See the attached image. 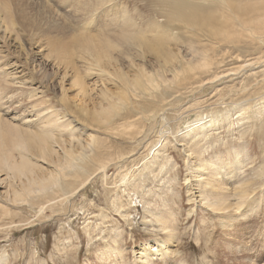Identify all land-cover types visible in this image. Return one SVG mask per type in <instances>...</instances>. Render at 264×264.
<instances>
[{
	"label": "rangeland",
	"instance_id": "obj_1",
	"mask_svg": "<svg viewBox=\"0 0 264 264\" xmlns=\"http://www.w3.org/2000/svg\"><path fill=\"white\" fill-rule=\"evenodd\" d=\"M8 1L9 12L0 11V29L5 30L4 37H7L8 44L17 47L21 39L27 42L30 40V43L40 40L42 44H44L43 40L58 39L62 45V53H52L51 58H62L65 55L66 60L84 50L92 53L96 48L101 53L98 43L105 42L102 35L105 33L111 36L117 35L113 34L114 31L117 32V29L113 30L115 26L113 22L110 27L111 21L115 20V12H127L126 15L134 24H138L147 40L144 46L140 45L138 39L131 45L133 49L146 55L144 63L147 64L145 68L148 70L152 66L150 63L155 62V59L163 60L161 53L164 43L156 41L157 39L152 40L155 39L153 37L155 33L157 36L160 34L161 38L168 29L174 31L176 28L180 29L178 23L182 20L184 12L197 9L208 12L222 10L220 0ZM34 1H46L48 7L54 10V25L45 23L48 15L50 17L48 16L47 19L53 18V14H49L52 13L51 11L45 13L46 17L39 15L40 25H34V17H36ZM105 2L108 4L103 5ZM61 3L67 5V8ZM101 5L103 7H99L100 9L92 15V25L94 28L96 23L106 19L105 27L96 32L87 30L83 26L84 23L93 10ZM119 14L115 24L121 27V14ZM157 26H160L161 30ZM196 30L189 31L196 32ZM178 33L180 30L177 35ZM234 36L238 37V35ZM189 38L194 39L191 36ZM14 39L16 43L12 42ZM242 39L232 44L217 45L213 54L216 62L212 57L213 63L211 62L209 71L206 69V77L203 76V79L194 86H184L183 90L168 95L171 102L154 110L152 115L156 114L155 117L145 116L144 113L139 115L140 118L135 117L138 119L133 121L134 130L131 131L132 133L129 132L133 134L134 139L121 132H116L117 135L102 132L96 129L99 128L98 125L93 129L89 99L86 97L83 99L88 104L85 109L73 108L78 98L76 89L69 85L70 78L58 84L56 82L49 84L47 78L53 77L51 71H46V76L38 71L31 73L28 76V80L33 83L30 90H40L38 87H41V97L46 101V105L63 104L67 108L69 118L64 123V127L68 131L73 128L79 131L80 137L93 133L97 147L102 148L104 156L107 155L105 159L112 160L106 164L108 166L103 172L95 174L83 187L76 190L78 192L72 197L64 199L63 203L59 199L52 200L48 206L45 203L43 215L39 216L37 208L31 210L21 206L13 210L17 217H0V264H112L113 259L117 263L121 261L119 264H133V258L144 245L169 243L167 235L154 233L149 227L142 228V220L152 221V212L163 207H167L173 213L175 217L171 218H175L178 223L175 222L178 241L175 244L170 241L167 246L172 244L170 248L180 252L178 254L186 264H257L259 261L262 263L264 247H259L257 242L259 243L260 240L258 235L262 233L264 217V38L260 43L252 39ZM113 40L118 44V48H127V43L120 42L118 35ZM172 44L170 42L168 45H171L174 51L177 47L180 49L181 45ZM36 46L33 48H38L41 44ZM27 47L25 45L21 48L22 57ZM135 60L134 64H141L139 59ZM73 64L80 81L87 88V83L92 84V77L88 76V72L79 63L73 62ZM58 88L64 91V100L61 99ZM26 98L25 92L17 98L24 105L25 111ZM39 101L41 100L34 104ZM240 106L243 108L242 111L236 112ZM3 108L5 109L0 112V125L13 124L23 127L20 122L11 121V117L20 113L10 111L11 108L7 107V103ZM226 113L232 116L231 126L225 123L219 124L218 118ZM34 114L28 116L33 118ZM242 116L244 120L237 123V118ZM161 117H164L163 121ZM208 120H211L212 128L203 130L204 135L198 137L200 145L204 146L199 149L203 160L220 156L222 160L231 158L229 162L233 164L236 154L240 155L238 159L245 160L246 167L243 174L246 175L245 184L248 185L249 195L241 209L236 211L241 214L242 225L235 238L244 239L240 249L237 250L230 247L231 241L223 243L221 236L215 237L219 229L218 219L205 210L190 189L193 183L188 177V172L192 165L188 160V152L181 145L184 143L181 134L188 125ZM36 128L35 125H31L29 129L36 130ZM154 150L155 153L157 150H162L164 154V158H160L162 160L160 165L154 167L155 170L151 169L152 157L156 155ZM156 169L160 171L156 173ZM154 171L156 178L151 175ZM243 174L236 181H240ZM124 175L128 177L122 180ZM226 180L228 181L224 179L225 182ZM133 181L138 184L137 188L130 187V182ZM230 182H227L228 186ZM231 201L234 202L235 198ZM145 205H149L148 208ZM251 209L254 210L253 213ZM124 214L127 218H124ZM165 218L169 219L168 214H165ZM237 224L235 223L234 228H238ZM206 230L209 231L208 234ZM245 243L246 247H244ZM114 250L118 254H109ZM105 253L108 257L103 263L100 255Z\"/></svg>",
	"mask_w": 264,
	"mask_h": 264
},
{
	"label": "bare ground",
	"instance_id": "obj_2",
	"mask_svg": "<svg viewBox=\"0 0 264 264\" xmlns=\"http://www.w3.org/2000/svg\"><path fill=\"white\" fill-rule=\"evenodd\" d=\"M220 2L222 4L220 12L201 11L200 9L187 11L184 14L182 13V20H179L180 29L174 28L175 31L166 29V34L163 37L161 36L162 39L160 34L157 36V33H155L153 36L155 39L152 40L157 39L156 41L164 43L162 46L163 52L161 53L163 60L155 59V62L150 63L152 66L149 70L145 68L147 67V64L144 63L146 62V55L133 49L131 45L138 39L140 45L144 46L147 40L138 24H134L133 20L126 15L127 12L117 11L121 14V27L115 24L117 12H115V20H112L110 24L111 27L114 23L113 30L117 29V32L114 31L113 34L118 35L120 42L127 43V48H118V44L113 40L117 35L111 36L105 33L102 35L105 42L103 44L98 43L102 55L94 48L92 53L84 50L72 55L69 60H66L65 55L62 58H51L52 53H62V45L58 39L53 41L43 40L44 44L40 40L30 43V40L27 42L21 39L16 47L8 44L7 37H4L5 30L0 29V112L5 109L3 105L7 103V107L11 108L10 111L20 113L18 116L11 117V121H18L23 126L0 125V217H17L13 210L21 206H26L31 210L37 208L39 216L43 215L45 203L48 206L54 199H59L63 203L64 199L72 197L75 192H78L76 190L83 187L95 174L103 172L108 166L106 164L112 160L105 159L107 155L104 156L102 148L97 147L93 133L80 137L79 131L74 130V128L68 131L64 127V123L69 118L67 108L63 104L46 105V101L41 97V87H38L40 90H30L33 83L28 80V76L31 73L38 71L46 76V71H51L53 77L47 78L49 84L52 82L58 84V82L70 78L69 85L76 89L78 98L73 108L85 109L88 104L83 99L85 97L89 99L88 102L91 103L92 108L93 129L98 125L99 128L96 129H100L102 132H111L114 135H117L116 132H121L134 139L133 134H131V131L134 130L133 121L140 118V114L144 113L145 116L155 117L156 114L152 115L154 110L167 106L168 102H171L168 95L175 93L174 91L183 90L184 86H194L203 79V76L206 77V69L209 71L208 68H211V59L217 45L232 44V42L242 38V40H256L258 43L263 40L264 0H220ZM105 4H108V2L103 5ZM62 5L67 8V5ZM103 5L96 7L84 23L83 26L87 30L96 32V30L105 27L104 22L106 19L96 23L94 28L92 25V15ZM9 7L10 2L8 0H0L1 12H9ZM34 7H36L34 25H40L39 15L46 17L44 15L45 13L48 14V11L52 12L49 14H53V18L47 19L48 15L45 23L54 25V10L48 7L46 1H34ZM157 27L161 30L160 26ZM190 29L197 30L191 32ZM179 30L183 34L182 36L180 33L177 35ZM234 35H238V37ZM189 36L194 37V39H190ZM12 42L16 43L15 39ZM170 42L174 46L176 44L181 45L180 49L177 47L174 51L172 46L168 45ZM38 44H41V46L33 48L34 46L37 47ZM25 45L28 47L22 57L20 50ZM135 59H139L141 64H134ZM73 62L79 63L88 72V76L92 77V84L87 83V88L80 81ZM44 87L47 89L46 86ZM57 90L61 94V99L64 100L62 88ZM22 92L27 94L26 111L24 105L17 99L21 97ZM39 99L41 101L34 104ZM241 109L243 108L240 106L236 112H241ZM32 114H34V117L30 118L28 115ZM135 117L138 118L135 119ZM218 119L219 124L225 123L228 126L232 124L230 120L232 116L229 113L221 115ZM243 120L242 116L237 118L236 122L241 123ZM31 125H35L36 130H30ZM211 126V120L203 123L198 121L188 125L185 131H182L181 138L184 143L181 145L188 152V160L192 165L189 167L188 172V177L193 183L191 185L193 188L190 187V189L191 192L195 193V199L203 205L205 210L218 219L219 229L215 237L221 236L223 243L231 241L229 243L230 247L237 250L240 249L244 239L237 240L235 238L239 227L242 225L241 214L236 211L241 209L249 195L248 185L245 184L246 175L243 174L246 167L244 165L245 160L238 159L239 154H236L233 164L229 162L231 158L222 160L219 158L220 156L203 160L199 149L204 148V146L200 145L198 137L204 135L202 131L208 128L211 129ZM65 134H68V136ZM161 134L159 135L162 137ZM190 141L192 144H190ZM200 141L202 140L200 139ZM155 154L151 160V169L160 165L162 162L160 158H164L162 150H157ZM3 171L5 173H2ZM158 171L160 170L158 169L156 173ZM242 174L244 179L236 181ZM151 175L156 178L155 171ZM123 177L122 180L128 176L124 175ZM139 179H141V176ZM224 179L231 181V184L228 186V181L225 182ZM137 185L135 181L130 182L131 188H137ZM234 185L236 186L234 187ZM232 198H235L234 202L231 201ZM148 206L146 207L148 208ZM154 211H151L152 221L150 219L142 220V228L149 227L154 233H163L167 235L169 243L171 241L172 244H175L178 241V232L176 231L177 227H175V218H171L175 216L167 207ZM253 211L251 209L252 213ZM125 214L124 218H127ZM165 214H168L169 219L165 218ZM235 223H238V228H234ZM261 229L262 233L260 232L261 235H258L260 240H256H259V243L257 242L259 247H264V217ZM169 243L160 242L152 246L144 245L133 258V264H186L185 260L179 256L178 253L180 252L170 248L172 244L167 246ZM244 247H246V243ZM113 253L118 254L115 250L109 252L111 255ZM100 256L102 262H106L105 258L108 255L105 253ZM259 262L257 264H264V261ZM111 263L119 264L121 261L117 263L113 259Z\"/></svg>",
	"mask_w": 264,
	"mask_h": 264
}]
</instances>
